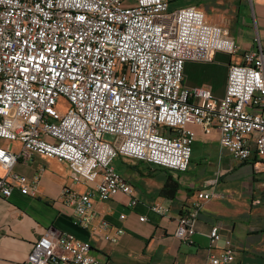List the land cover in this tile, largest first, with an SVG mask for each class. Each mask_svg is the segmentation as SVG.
<instances>
[{"label": "built area", "instance_id": "1", "mask_svg": "<svg viewBox=\"0 0 264 264\" xmlns=\"http://www.w3.org/2000/svg\"><path fill=\"white\" fill-rule=\"evenodd\" d=\"M237 51L229 31L208 23L196 6L170 10L168 0H0V138L21 145L18 152L0 146L6 171L0 176V196L9 198L15 189L34 191L38 179L12 171L18 160L38 154L67 162L72 180L90 186L84 192L71 187L61 192L73 210V223L107 230L94 197L109 201L134 191L114 160L121 156L187 172L194 126L205 134L218 129L221 149L264 173V49L259 40L241 63L230 64L222 97L183 83L186 62H211L217 52ZM207 183L215 186L217 178ZM260 183L264 188V179ZM213 196L199 191L178 217L175 236L181 242H193L200 209ZM136 203L130 197L127 204ZM152 209L169 212L162 204ZM123 233L117 228L105 240L117 244ZM209 237L211 263H233V241L227 238L217 247L219 224ZM27 263L104 264L90 242L52 229L34 242Z\"/></svg>", "mask_w": 264, "mask_h": 264}, {"label": "crops", "instance_id": "2", "mask_svg": "<svg viewBox=\"0 0 264 264\" xmlns=\"http://www.w3.org/2000/svg\"><path fill=\"white\" fill-rule=\"evenodd\" d=\"M168 1L170 10L198 7L208 23L222 26L233 38L236 54L217 52L211 62L188 61L184 68L185 86L209 88L215 97H222L230 64L241 63L243 53L258 40L264 49V0H254L253 5L249 0ZM193 129L196 138L187 172L121 156L114 160L116 170L133 186L130 197L137 203L128 206L130 197L124 194L109 201L95 196L94 206L109 223L107 230L91 231L73 223V210L61 200V192L64 187L84 192L90 186L72 180L67 162L38 154L26 162L18 160L12 171L38 182L33 193L15 189L9 198L0 196V264H28L34 242L48 229L90 242L92 252L104 264H212L209 233L216 224L222 236L217 247L221 248L227 238L234 243L236 256L230 264H264V188L260 183L264 173H255L251 164L238 162L221 149L218 129L210 134L199 126ZM0 146L16 152L21 148L19 142L2 138ZM197 146L203 150L198 159ZM194 161L201 166L198 174H192ZM5 173L0 165V176ZM169 177L179 185L174 198L160 194ZM214 178L216 185H208ZM199 191L212 192L214 196L200 209L193 242L184 243L175 236L177 219L196 200ZM156 204L169 207V212H155L152 207ZM117 228L124 229L119 242H107L105 235Z\"/></svg>", "mask_w": 264, "mask_h": 264}, {"label": "trees", "instance_id": "3", "mask_svg": "<svg viewBox=\"0 0 264 264\" xmlns=\"http://www.w3.org/2000/svg\"><path fill=\"white\" fill-rule=\"evenodd\" d=\"M178 189V183L172 177H169L164 186L162 187L160 194L166 198H174Z\"/></svg>", "mask_w": 264, "mask_h": 264}, {"label": "rangeland", "instance_id": "4", "mask_svg": "<svg viewBox=\"0 0 264 264\" xmlns=\"http://www.w3.org/2000/svg\"><path fill=\"white\" fill-rule=\"evenodd\" d=\"M63 106H64V104H63ZM62 106V107H63ZM106 139H111V136L110 135H107L106 136ZM200 152H202L203 153V150L201 149V147L200 146H197V148L195 149V158H197L198 159V156H199V153ZM117 164H118V162H117ZM200 170H201V166L200 165H196V161H194L193 163H192V174H198L199 172H200Z\"/></svg>", "mask_w": 264, "mask_h": 264}]
</instances>
